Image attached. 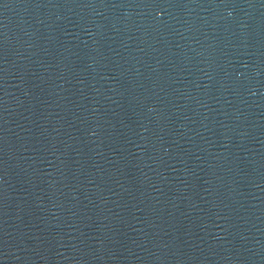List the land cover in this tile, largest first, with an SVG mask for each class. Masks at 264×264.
Instances as JSON below:
<instances>
[{
	"label": "water",
	"instance_id": "water-1",
	"mask_svg": "<svg viewBox=\"0 0 264 264\" xmlns=\"http://www.w3.org/2000/svg\"><path fill=\"white\" fill-rule=\"evenodd\" d=\"M0 264H264V0H0Z\"/></svg>",
	"mask_w": 264,
	"mask_h": 264
}]
</instances>
